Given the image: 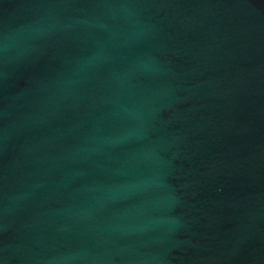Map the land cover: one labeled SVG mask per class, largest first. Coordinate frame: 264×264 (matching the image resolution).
Listing matches in <instances>:
<instances>
[{"label": "water", "instance_id": "obj_1", "mask_svg": "<svg viewBox=\"0 0 264 264\" xmlns=\"http://www.w3.org/2000/svg\"><path fill=\"white\" fill-rule=\"evenodd\" d=\"M0 264H264V0H0Z\"/></svg>", "mask_w": 264, "mask_h": 264}]
</instances>
